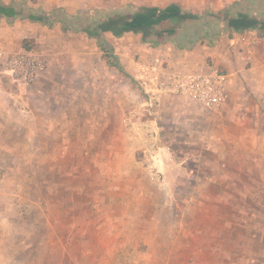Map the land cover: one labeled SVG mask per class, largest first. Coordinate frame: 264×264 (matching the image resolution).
Listing matches in <instances>:
<instances>
[{
	"label": "rangeland",
	"instance_id": "374dc122",
	"mask_svg": "<svg viewBox=\"0 0 264 264\" xmlns=\"http://www.w3.org/2000/svg\"><path fill=\"white\" fill-rule=\"evenodd\" d=\"M171 3L201 15L193 29L220 28L226 9L264 18V0H69L54 15L103 19ZM109 43L122 70L87 33L39 26L15 50L43 57L37 79L0 77V115L11 118L0 134V264H264V73L243 79L258 114L244 135L223 109L152 101L133 74L137 59L226 71L207 40L153 44L130 32Z\"/></svg>",
	"mask_w": 264,
	"mask_h": 264
},
{
	"label": "crops",
	"instance_id": "0c3cea01",
	"mask_svg": "<svg viewBox=\"0 0 264 264\" xmlns=\"http://www.w3.org/2000/svg\"><path fill=\"white\" fill-rule=\"evenodd\" d=\"M68 2L69 0H0L1 5H9L15 12L20 14L19 17H9L0 13V45L12 51L24 49L22 45L20 47V44L18 43H21L22 40H24V38H27L29 35H35V31L39 26H52L54 23L59 22L58 17L54 15V9L59 5H66L68 4ZM22 15H35L39 17H42L43 15L47 16L48 20L44 18L42 21H33L30 19L22 18ZM194 21L198 22L199 19L189 20L186 24L182 25L174 34L164 33L163 35L166 39L172 37L174 41L177 42L180 46H182L183 44L190 46L197 43L199 40L195 43H190L185 38L188 35H204V31H209V29L213 33H216L220 30L218 24L216 25V23L204 26L203 28H200V25L198 23V26L196 27L197 29L189 28V25L193 24ZM214 21L218 23L216 18H214ZM221 22L224 21L221 20ZM255 31L260 34V40L256 45H248L246 43L234 45L232 42V38L236 34L241 32H233V34L231 33L227 36H224V33L219 36L216 35L215 39L219 37V41L218 43L214 42L213 45H210L209 42H207V44L210 45L209 47H211V50L209 52L213 57V61L216 64L225 66L226 72L229 74L228 101L222 110V114H225L226 118L232 119L234 125L243 124L242 126L244 127V135L251 134V131L249 129L251 128L250 121L244 122L245 119L252 118V114H255L254 117H257L258 114L256 111L250 112L249 109H247V106H245L246 101H248L249 98L248 96L243 94V92L246 93L243 90V79H247L249 81H258V79H261L262 73H264V50H262V48L260 47L261 40H264V35L258 30ZM128 33L124 35L126 36ZM102 37L106 40L109 47V40L114 42L115 38H118L111 32H104ZM202 37L204 38V36ZM182 38L184 39L183 41ZM120 43L121 44H119V47L122 48L123 40H121ZM110 48L113 49V47ZM206 56L207 55H205V57ZM248 61L250 63V66L248 68H245V63ZM201 66L202 67L200 68L204 69L208 67V65L204 64H202ZM210 66L219 68V66L215 64ZM165 97L162 99V101L165 99ZM255 102V98H251L249 100V103ZM260 114L261 113H259V116ZM3 115L4 116L0 115V134L7 133L11 130V123L9 122L11 118L9 113H3ZM262 117L263 116L261 115L260 118ZM241 121H243V123ZM14 124L16 128H24V123L18 121V119H16ZM235 137H237L235 138V140L238 141L239 137L236 135ZM247 139V143L250 144L252 142L251 138L246 137L244 140Z\"/></svg>",
	"mask_w": 264,
	"mask_h": 264
},
{
	"label": "built area",
	"instance_id": "2783aa9c",
	"mask_svg": "<svg viewBox=\"0 0 264 264\" xmlns=\"http://www.w3.org/2000/svg\"><path fill=\"white\" fill-rule=\"evenodd\" d=\"M260 34L248 30L232 38L234 45H256ZM44 69L43 57L33 50L9 51L0 45V77L10 76L17 83L34 82ZM134 76L152 100L161 103L165 96L186 97L203 108L219 112L228 101L229 74L217 67L174 71L159 59H137Z\"/></svg>",
	"mask_w": 264,
	"mask_h": 264
},
{
	"label": "trees",
	"instance_id": "16d2710c",
	"mask_svg": "<svg viewBox=\"0 0 264 264\" xmlns=\"http://www.w3.org/2000/svg\"><path fill=\"white\" fill-rule=\"evenodd\" d=\"M0 13L6 16L19 17L20 14L15 12L9 5L0 4ZM55 15L61 22L65 31L81 30L87 33L90 37L96 38L102 50L105 51L107 58L111 59L109 64H113L119 70H122L116 57L113 56V49H111L106 40L102 37L104 32H111L116 37H122L128 32L142 33L145 42H152L158 44L164 41V33L174 34L177 30L189 20H198L201 18L200 14L183 10L179 3H171L165 7L159 6H143L139 7L135 12H117L114 14H105L103 19L90 18L84 20L82 17L76 16L77 22L74 24V18L68 15L60 14L55 11ZM215 16H222L224 22H221L220 30L216 33L211 30H205L204 35H188L185 37L188 42L195 43L204 36L210 45L214 44L216 35L225 33L228 29L231 32H244L246 30H258L264 35V18H259L255 14L247 11H238L232 13L226 9ZM22 18L33 21H42L44 18L48 20L47 16L22 15ZM74 21V22H73ZM83 21V23H81ZM82 26H79L81 25ZM52 25V24H51ZM79 26V27H78ZM185 36V35H184ZM184 39L182 38V41ZM28 49V47H25Z\"/></svg>",
	"mask_w": 264,
	"mask_h": 264
}]
</instances>
